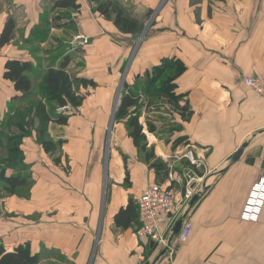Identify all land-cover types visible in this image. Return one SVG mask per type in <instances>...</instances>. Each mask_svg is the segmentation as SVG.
<instances>
[{"label":"crops","instance_id":"crops-1","mask_svg":"<svg viewBox=\"0 0 264 264\" xmlns=\"http://www.w3.org/2000/svg\"><path fill=\"white\" fill-rule=\"evenodd\" d=\"M53 1L0 0V32L8 18L15 22L13 39L0 48V116L19 95L2 77L9 59L30 62L35 73L36 56L56 50L57 64L48 66L67 57V71L94 86L77 88L84 95L81 106L68 111L67 125H56L73 132L63 137L61 156L46 153L35 133L22 140L33 183L24 196L0 197V242L7 250L27 243L40 255L38 264H264V205L257 221L240 218L252 185L264 175V132L258 133L264 129V101L243 83L245 76L264 74V0H117L139 18L150 11L136 47L142 32L137 38L120 32L96 11L95 0H77V10L54 8ZM45 21L48 33L38 38ZM78 34L88 44L71 46ZM165 58L183 64L175 92L192 116L183 121L174 112L153 121L162 131L158 136L145 131L139 118L155 155L149 163L124 122L113 120L115 148L106 158L119 84L128 85L119 96L134 91L135 77ZM244 142L240 158L232 161ZM187 150L199 168L184 157ZM156 160L167 168L151 167ZM173 168L180 180L171 179ZM190 179L197 190L209 187L187 214L193 228L185 242L175 238L161 254L163 246L137 237L138 209L135 223L115 225L120 208L129 200L137 206L143 191L158 183L177 202L176 216L162 225L166 234L186 208L182 196Z\"/></svg>","mask_w":264,"mask_h":264},{"label":"trees","instance_id":"trees-1","mask_svg":"<svg viewBox=\"0 0 264 264\" xmlns=\"http://www.w3.org/2000/svg\"><path fill=\"white\" fill-rule=\"evenodd\" d=\"M95 2L96 11L103 18L112 21L120 32L130 34L135 38L142 32L145 18L150 15V11H147L139 18L117 0H95ZM79 6L77 0L53 1L54 8L77 10ZM42 28V30L40 28L36 30L38 38L41 36L44 38L48 33L49 24L47 21L43 23ZM14 29V20L8 18L0 32V48L13 39ZM67 65L68 58L65 57L59 66H48L42 73L36 94L33 91L30 77L34 70L30 62L9 59L4 63L2 77L11 82L15 92L19 93L11 99V102L16 100L21 106L13 109L12 112L7 111L4 118H0V187L4 189L2 191L4 195L21 194L24 196L33 183L31 170L24 162V154L20 146L22 140L35 133L37 143L46 153L52 154L57 144L48 135L49 125H67L68 111L78 109L84 100V95L77 93V88L80 85L94 86V83L88 79L73 77L67 71ZM183 70V64L179 60L175 58L162 59L150 71L135 77L132 85L134 91L125 93L122 91L118 98L113 120L124 122L127 136L131 139L134 147L139 150L146 163H149L155 155L153 148L147 147V137L139 118L142 106L146 107L150 102H143L139 91L143 92L145 98H162L173 103L181 120L188 121L192 116L188 102L180 106L181 96L173 93V89L176 87L175 80ZM58 108L64 109L58 112ZM147 129L150 133L156 132L151 124H147ZM9 131H13V133ZM150 166L160 169L167 168L159 160L150 163ZM136 209L137 206L129 200L126 207L120 208L114 215L115 225L127 228L133 222L135 223ZM39 261L40 255L32 253L27 243L18 244L12 250H7L0 242V264H38Z\"/></svg>","mask_w":264,"mask_h":264},{"label":"built area","instance_id":"built-area-1","mask_svg":"<svg viewBox=\"0 0 264 264\" xmlns=\"http://www.w3.org/2000/svg\"><path fill=\"white\" fill-rule=\"evenodd\" d=\"M88 42L89 39L87 37L78 34L72 37L70 45L83 47L84 45L88 44ZM243 83L252 89L256 94H258L264 101V74L245 76L243 78ZM63 109L64 108H58L57 111L60 112ZM183 155L187 158L190 165L194 166L195 168H199L200 162L192 153V151L187 150ZM170 177L174 181H177L178 179L180 180V177L176 171L171 173ZM192 180L193 179H190L185 183V189L182 196V201H185V206L188 205L187 203L194 194L195 188H193L191 185ZM197 180L200 181L201 178H198ZM263 205L264 175L257 183L252 185L241 211L240 218L244 221H257ZM176 207L177 202L175 201L173 194L168 189V187H164L163 185L159 184L149 185L137 199L139 219V226L136 230L137 237L147 239L151 242H154L156 245H161L166 248V251L171 249V243L175 238L179 243L185 242L193 228L192 222L187 218V216L183 220L178 234L172 238L170 243L168 241L171 237L173 223L172 226L170 225L168 228V232H166V234L162 229V225L165 222L169 221L171 217L176 216ZM181 215L182 213H180L177 218H179Z\"/></svg>","mask_w":264,"mask_h":264},{"label":"rangeland","instance_id":"rangeland-1","mask_svg":"<svg viewBox=\"0 0 264 264\" xmlns=\"http://www.w3.org/2000/svg\"><path fill=\"white\" fill-rule=\"evenodd\" d=\"M138 1L139 0H134V2L132 1L134 4L133 3H131V4L132 5H136V3ZM36 57H38V62H37V65H36V70H35V73L32 72V74H31V79H32V83H33V91H34V93H36L37 87L40 84V78H41L42 73L44 71V67H47L50 64L56 65L57 64L56 63V60L59 57V55L57 54L56 50H48L46 53H44V56H36ZM71 71H72V69H71ZM120 85H121V89H122V87L124 85H126V84L121 83V84H119V87H120ZM126 86H128V85H126ZM175 89H173V93L175 95H178L175 92ZM139 94L141 95V100L143 102H146V103H149L150 102L148 106L145 107L143 105L142 108H141V116H140V118L143 117L142 121H144L145 126H146L145 127L146 128L145 131L148 132L147 124H151L156 129V132L154 133V135L158 136V134L159 133H162V131L160 129L158 130V127L159 126L157 124L152 123V122L154 121L155 123H158V119L161 120V118L163 119L164 117L172 118L173 117V113L176 112V106H174L173 103H169L165 99L163 100L162 98H154V97L153 98H151V97H148V98L146 97L145 98V96H143V92L142 91L139 92ZM9 104L10 105H9L7 111L10 110V112H12L13 109H15V108L21 107L20 104L18 103V101H16V100L12 101ZM151 111H153L152 114H149V116L148 115H145L144 116L145 112H151ZM163 113H165L166 115L163 116ZM71 114H73V113H71ZM4 116H5V114L2 115V116H0V118L1 117L4 118ZM140 123H141V121H140ZM114 128H115V124L112 122V126H111V129H110V135H111V132L113 131ZM143 129H144V127H143ZM125 130H126V126H125ZM14 131H16V130H14ZM145 131H144V133H145ZM9 132L10 133H13V131H9ZM71 133H73V132H68V130H65L63 128L57 127L54 124H50L49 125V127H48V135L57 144L56 149L50 155L52 158H55L56 159V157L61 156V146H62V144L64 142V139H65L63 137H69L70 138V135H72ZM110 135H109L108 151H109V149L111 151V149L115 148V145H114L113 139H112V135H111V138H110ZM148 148H150V146ZM162 163L165 164V162H162ZM173 171H178V169L177 168H173ZM200 189H202V187L201 188H198V190H200ZM198 190L196 188L195 191H194V193L197 192ZM2 191H4V189H2L0 187V195L3 196L4 193ZM187 207H188V205H186L185 210L187 209ZM49 254L50 253H48V254L47 253L46 254L44 253L42 255L46 256V255H49ZM57 258H60V257L57 256Z\"/></svg>","mask_w":264,"mask_h":264},{"label":"water","instance_id":"water-1","mask_svg":"<svg viewBox=\"0 0 264 264\" xmlns=\"http://www.w3.org/2000/svg\"><path fill=\"white\" fill-rule=\"evenodd\" d=\"M145 29L142 31L135 47L138 45L139 41L141 40L142 38V35L144 33ZM122 83V82H121ZM121 88V86H120ZM120 88H119V93H120ZM119 93L117 95V100H118V97H119ZM117 100L115 102V105L113 107V110L111 112V118H110V122H109V125H108V131H107V138H106V150H105V154H106V158H107V154H108V143H109V135H110V129H111V126H112V122H113V116H114V111H115V107H116V104H117ZM261 132H264V129L263 130H260L258 133H261ZM247 146V142H244L241 147L235 152V154L233 155L232 157V161H237L242 152H243V149ZM106 164V162H105ZM105 172H106V169H105ZM209 187V184L208 183H204V186L202 187V189L198 190L197 192H195L193 194V196L191 197V199L189 200L188 202V207L187 209L182 213V215L174 222L173 226H172V229H171V237L169 239V243L171 242L172 238L175 237L181 226H182V222L183 220L185 219V217L187 216L188 212L190 211V209L192 208V206L198 201V199L205 193V191L208 189ZM151 244H155L154 242H151ZM166 248H164L161 252V254H163L165 252Z\"/></svg>","mask_w":264,"mask_h":264}]
</instances>
